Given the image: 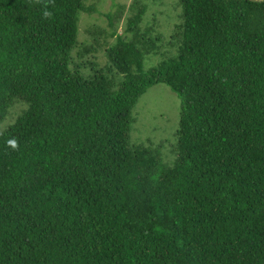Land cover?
I'll return each instance as SVG.
<instances>
[{"label":"trees","instance_id":"16d2710c","mask_svg":"<svg viewBox=\"0 0 264 264\" xmlns=\"http://www.w3.org/2000/svg\"><path fill=\"white\" fill-rule=\"evenodd\" d=\"M179 1L175 55L145 66L163 37L136 4L86 74L87 0H0V264H264V0ZM161 84L181 101L171 166L131 143Z\"/></svg>","mask_w":264,"mask_h":264},{"label":"rangeland","instance_id":"374dc122","mask_svg":"<svg viewBox=\"0 0 264 264\" xmlns=\"http://www.w3.org/2000/svg\"><path fill=\"white\" fill-rule=\"evenodd\" d=\"M136 4L147 7L142 29L163 37V51L146 56L145 66L152 67L165 59L163 52L167 56L175 55L176 48L169 42L175 25L181 20L182 8L179 0H87V5L93 7L95 12L81 15L79 46L73 53L74 67L80 66L83 72L90 74L91 63L98 68H106L109 65L106 50L116 41V37H110L113 29L110 27L109 15L119 21L118 34L130 37L131 35L126 32L127 20L135 14ZM94 27L99 28L96 35L91 33ZM102 30H107V33L101 34ZM95 40L101 44V46L96 44L98 51L85 55L84 47L94 44ZM25 107V104L17 103L2 125L3 129L14 123ZM180 110L181 101L169 86L161 84L150 88L135 108L131 143L135 145L153 143L155 147H161L162 165H173L177 158L175 147L178 144Z\"/></svg>","mask_w":264,"mask_h":264}]
</instances>
